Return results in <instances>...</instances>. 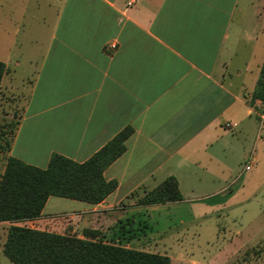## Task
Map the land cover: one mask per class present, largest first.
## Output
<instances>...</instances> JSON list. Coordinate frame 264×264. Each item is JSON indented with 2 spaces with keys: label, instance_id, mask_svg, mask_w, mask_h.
<instances>
[{
  "label": "crops",
  "instance_id": "obj_1",
  "mask_svg": "<svg viewBox=\"0 0 264 264\" xmlns=\"http://www.w3.org/2000/svg\"><path fill=\"white\" fill-rule=\"evenodd\" d=\"M0 61V99L21 102L6 158L41 169L54 154L82 163L132 130L103 172L117 182L105 200L49 197L30 224L69 216L79 238L106 240L118 235V206L169 177L183 200L167 207L189 204L195 222L232 202L235 155L250 170L264 144V103L251 98L264 0H0Z\"/></svg>",
  "mask_w": 264,
  "mask_h": 264
},
{
  "label": "trees",
  "instance_id": "obj_2",
  "mask_svg": "<svg viewBox=\"0 0 264 264\" xmlns=\"http://www.w3.org/2000/svg\"><path fill=\"white\" fill-rule=\"evenodd\" d=\"M7 69L0 61V85ZM252 100L264 103V61ZM132 134L127 128L82 163L54 154L45 169L9 157L0 177V223H9L3 255L13 264H170L165 255L148 253L122 245L133 236L121 226L117 239L106 241L98 231L83 237L61 235L20 224L36 220L49 197H60L89 204L101 203L116 188L106 181L105 169L125 152V141ZM183 197L175 178L169 177L141 200L144 206L181 202Z\"/></svg>",
  "mask_w": 264,
  "mask_h": 264
},
{
  "label": "rangeland",
  "instance_id": "obj_3",
  "mask_svg": "<svg viewBox=\"0 0 264 264\" xmlns=\"http://www.w3.org/2000/svg\"><path fill=\"white\" fill-rule=\"evenodd\" d=\"M18 98L0 99V177L6 164V153L11 143L13 129L20 116ZM264 141V129L262 131ZM252 141L248 149L251 150ZM254 153L256 162L245 170L249 160L235 155L231 190L236 197L231 203L216 207L206 217L190 221L189 204L178 207L141 204L151 190H137L130 199L112 213L114 232L121 226L131 229L122 245L170 258V264H264V144H258ZM247 153V152H246ZM231 180H228V183ZM153 190V189H152ZM170 204V203H169ZM132 219V220H131ZM181 219L193 228L182 231ZM69 216L54 217L51 222L22 223L29 228L45 227L46 232L71 236L74 232ZM9 223H0V264H13L2 252ZM117 239L116 235L105 238Z\"/></svg>",
  "mask_w": 264,
  "mask_h": 264
},
{
  "label": "built area",
  "instance_id": "obj_4",
  "mask_svg": "<svg viewBox=\"0 0 264 264\" xmlns=\"http://www.w3.org/2000/svg\"><path fill=\"white\" fill-rule=\"evenodd\" d=\"M132 2H133V1H131V2L129 3V5H131ZM111 48H112V49H115V45L111 46ZM260 118H261V124H262L263 119H264V117L262 116V114H261ZM226 127L229 128V127H230V124H226ZM246 169H248V164H245V170H246Z\"/></svg>",
  "mask_w": 264,
  "mask_h": 264
}]
</instances>
